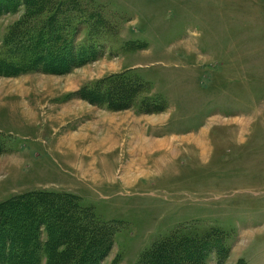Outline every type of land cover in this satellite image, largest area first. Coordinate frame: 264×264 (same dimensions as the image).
<instances>
[{"label":"rangeland","instance_id":"obj_1","mask_svg":"<svg viewBox=\"0 0 264 264\" xmlns=\"http://www.w3.org/2000/svg\"><path fill=\"white\" fill-rule=\"evenodd\" d=\"M43 4L36 30L52 20L97 58L0 73V217L47 195L79 228L113 230L97 264H264V0ZM24 10L0 12V54ZM122 114L131 120L104 121ZM90 128L115 143L92 147ZM143 138L155 144L145 152Z\"/></svg>","mask_w":264,"mask_h":264},{"label":"trees","instance_id":"obj_2","mask_svg":"<svg viewBox=\"0 0 264 264\" xmlns=\"http://www.w3.org/2000/svg\"><path fill=\"white\" fill-rule=\"evenodd\" d=\"M43 5V0H23V2L0 0V12L15 11L19 7L25 8V18L11 30L14 44L2 50L0 54V73L23 74L37 70L40 64L44 66V70L51 73L67 72L76 61L84 64L97 58V52L93 50L75 48L72 43L68 44L63 37V28L52 26V20L48 21L46 27H41L43 31L36 30L37 26L33 21H38L41 25L42 21L38 17ZM125 86H127L125 82H120L112 90L118 94L125 90ZM26 202L29 203L21 211L22 214H19L15 207L10 206L9 215L3 219L0 217V264L39 263V257L33 258V251L39 252L41 248V244L33 242L37 241L39 220L49 222V231L53 239L51 240L54 242L51 244L53 245L51 253L50 250L45 251L46 254L50 253L47 264H69L70 261H75V264H85L87 261L89 262L86 264L93 262L97 264L98 260L109 252L114 242L113 230L109 233H98L103 228L98 227L93 229L95 232H91L88 230L90 223H86L84 229L79 228L77 219L73 216L67 217L68 211L57 212L55 201L47 195H32ZM41 207L44 209L43 212ZM58 247L64 248L60 249V255L55 254ZM191 251L186 256L190 255ZM199 251L203 250L199 248ZM77 254H84V258L77 259L75 257ZM162 256L154 255L151 264H157L158 260L162 262ZM172 262L175 261H170L168 264ZM175 263L179 264V262Z\"/></svg>","mask_w":264,"mask_h":264},{"label":"bare ground","instance_id":"obj_3","mask_svg":"<svg viewBox=\"0 0 264 264\" xmlns=\"http://www.w3.org/2000/svg\"><path fill=\"white\" fill-rule=\"evenodd\" d=\"M182 44H186L187 45V44H189V42H187V43L185 42V43H182ZM189 47H190V45H189ZM187 48H188V46H187ZM132 118H133V116H132ZM130 120H131V117L130 116L129 117H127V116L125 117V116H123V114L120 117H116V115H115V116H107L106 118H104V121H106L109 124V127H114L116 124L118 125L120 123L121 124L122 123H126V122H129ZM132 121L135 123V119H133ZM92 131H93L92 128L88 129V131H87L88 132L87 137L88 136H91ZM111 132H112V130H110L106 134L107 136H105L104 139L103 138L99 139V138L94 137L92 135L91 136L92 137V140L91 139L90 140L93 141L94 147H96L97 144L109 145V146H111L110 143L111 144H114L115 143V137L113 136V134H111ZM100 141H102V142L100 143ZM139 145H140L142 151L145 152V150H147L148 148H152L155 144L152 143L150 140H146L145 138H143L139 142ZM112 146H115V145H112ZM158 147H159V145H158ZM108 150H112V147L109 148Z\"/></svg>","mask_w":264,"mask_h":264},{"label":"crops","instance_id":"obj_4","mask_svg":"<svg viewBox=\"0 0 264 264\" xmlns=\"http://www.w3.org/2000/svg\"><path fill=\"white\" fill-rule=\"evenodd\" d=\"M189 45H190V47H191L190 42H189V44H187V46H189ZM86 131H87V130H86ZM87 135H88V132H86V133L83 135V137H82L81 139H84L85 137H87ZM100 145H101V144H100ZM93 146H94V144H92V147H93ZM97 146H98V144H97ZM105 146H108V145H105ZM115 146H116V145H115ZM115 146L112 147V150L116 148ZM102 149H107V148H105V147L103 146Z\"/></svg>","mask_w":264,"mask_h":264}]
</instances>
